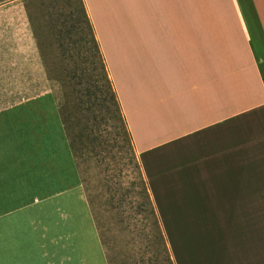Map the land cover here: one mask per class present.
I'll return each mask as SVG.
<instances>
[{"label":"crops","instance_id":"crops-1","mask_svg":"<svg viewBox=\"0 0 264 264\" xmlns=\"http://www.w3.org/2000/svg\"><path fill=\"white\" fill-rule=\"evenodd\" d=\"M82 3L150 189L195 212L171 225L176 264H264L256 204L226 201L254 194L242 179L244 148L264 137V0ZM40 7L0 0V66L22 60L36 88L0 109V264H110L84 185L90 146ZM24 109L27 123L7 120Z\"/></svg>","mask_w":264,"mask_h":264},{"label":"rangeland","instance_id":"rangeland-1","mask_svg":"<svg viewBox=\"0 0 264 264\" xmlns=\"http://www.w3.org/2000/svg\"><path fill=\"white\" fill-rule=\"evenodd\" d=\"M71 1L72 3L68 4L64 0H40L41 7L37 10L44 12V16L54 35L58 61L66 74V91L72 98L69 112H72L83 134V138L90 146L89 156L88 153L83 152L81 166L87 197L92 207V213L95 217L105 252L108 255L110 264H139V262H142L141 264H151L152 251L148 247L150 236L148 235V229L146 230L144 227L147 220L146 215L142 212V210L146 209V206L142 200L140 194L141 187L138 185L137 179L138 169L136 164L138 163L141 173L148 184L153 206L162 224L171 258L174 264H176L170 244L172 239L171 225L178 219L187 217V214L191 216L195 212L176 211L170 205L172 196L165 194L156 196L153 194L140 160L138 156L136 157L137 159L134 158L129 141L123 136L114 108L110 101L107 102L108 98H106V102L110 109V116L106 114L108 118L106 126L100 122V119V121L91 122L94 134L99 138L96 154L91 139L90 128L88 129L86 125L78 102L79 94L74 91L68 72L69 70H75L78 76L77 80L86 85L90 79L94 78L96 84L101 87L103 85L101 70L99 69L100 65L92 45L87 43L89 41V28L82 22L81 4L78 0ZM70 13L74 15L77 25L82 27L80 29L81 34L79 35L73 34L67 36V30L71 25L67 16H70ZM71 29L73 30V26ZM54 33L57 34V37ZM82 39H85L83 42L87 45H84L82 41L81 45L79 42L75 44L76 41ZM60 44L63 45V48L60 47ZM78 49L85 50L84 55L82 53L78 56ZM3 62L8 61L4 60ZM12 63H20L21 65L0 66V109L20 103L24 104L28 101L24 97L36 92V88L33 82H31L28 67L22 65V60H15ZM82 69L85 71L84 74L82 73ZM75 82L77 83L76 79ZM53 85L55 86V90L61 93L60 101L63 102L65 98L62 85L58 83ZM78 88L81 90L83 86H79ZM38 105H40L43 111H46L50 107L49 100L46 99L40 100ZM24 108L27 109L28 107ZM26 109L15 111L13 113L14 118H8L7 120L16 124L27 123L28 121L25 119L27 117ZM256 136V140L253 141L256 145L248 149L244 148V152H246L244 157L249 158L250 161L243 163L244 178L242 179L243 189H251L254 194L237 196L236 200L233 199L234 197L227 196L228 199H231L228 200L226 198V201H242L244 203L256 204L255 208L258 210L250 213L255 216L254 224L262 228L264 227V137L257 134ZM159 190L163 189L160 188ZM199 198L205 200L204 195L199 196ZM214 201H218V198ZM114 206L119 209L116 210ZM213 213L217 214V217H220L219 215L224 212ZM235 213L238 215L241 212Z\"/></svg>","mask_w":264,"mask_h":264},{"label":"trees","instance_id":"trees-1","mask_svg":"<svg viewBox=\"0 0 264 264\" xmlns=\"http://www.w3.org/2000/svg\"><path fill=\"white\" fill-rule=\"evenodd\" d=\"M68 2V4L72 3L71 0H64ZM78 2L81 4V17H82V22L84 25H87L89 28V41L87 42L88 44H91L93 47V50L95 52V55L98 59L99 62V69L101 70V77H102V83L103 85L100 87L99 85L96 84V80L93 78L92 80L90 79L86 84H83L81 81L77 80L78 76L75 73V70H69V75H70V82L72 84V87L74 88V91L76 93L78 92V102L80 105V108L82 110V114L84 115L86 125L88 129L90 128L91 131V136H92V143L94 146V150H96L97 146V141L99 138H97L94 134V131L91 127V122H97L100 121L103 123L105 126L108 123V118L107 115L110 116V109L108 107V101L111 102L115 114L117 115L120 126H121V131L123 132V136L127 138L129 141L130 147L132 149V153L134 155V158L137 157L133 143H132V138L130 135V132L128 130L125 118L123 116L121 106L117 97V94L115 92L113 83L110 79V76L108 74L105 60L103 58V55L100 51L99 45L97 43V40L95 38L92 26L90 24V21L88 19L86 10L84 8V5L82 3V0H78ZM68 21L71 23L70 28L67 30V36H71L73 34L79 35L81 34L80 29H82L81 26L77 25L76 19H74V15L70 13V16L68 15ZM74 24H73V23ZM79 22V21H78ZM73 26V30L71 27ZM55 36L57 37V34L54 33ZM81 41H85V39L78 40L75 42L80 43ZM84 43V42H83ZM86 43H84L85 45ZM87 45V44H86ZM60 47L63 48V45L60 44ZM78 56H80L82 53L84 55L85 50H77ZM87 70V69H85ZM82 73L84 74L85 71L82 69ZM75 79L77 83L75 82ZM83 86V89H79L78 87ZM106 96V97H105ZM106 98H108L106 102ZM108 108V110H107ZM107 112V113H106ZM107 114V115H106ZM90 116V118H88ZM100 119V120H99ZM90 124V126H89ZM92 129V130H91ZM93 132V134H92ZM124 137V138H125ZM97 154V150H96ZM137 159V158H136ZM137 169H138V185L141 187V197L143 202L145 203L146 209L142 210V212L146 215V220L147 223L144 226L146 230L148 229V235L150 236V240H148V247L152 251V258H150L151 264H174L168 246L166 242V238L163 232L162 224L160 222L159 216L157 214V211L155 207L153 206L152 198L149 192L148 184L143 177L141 170L139 168V164L137 163ZM114 199V198H113ZM112 199V200H113ZM115 203V201H114ZM116 205V204H115ZM114 208L118 210V207ZM123 223V221H122ZM142 262H139L141 264Z\"/></svg>","mask_w":264,"mask_h":264}]
</instances>
